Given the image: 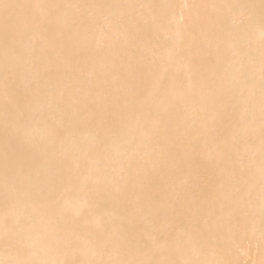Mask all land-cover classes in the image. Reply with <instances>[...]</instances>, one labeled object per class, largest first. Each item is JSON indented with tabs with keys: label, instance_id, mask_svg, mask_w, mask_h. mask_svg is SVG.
Here are the masks:
<instances>
[{
	"label": "bare ground",
	"instance_id": "bare-ground-1",
	"mask_svg": "<svg viewBox=\"0 0 264 264\" xmlns=\"http://www.w3.org/2000/svg\"><path fill=\"white\" fill-rule=\"evenodd\" d=\"M0 264H264V0H0Z\"/></svg>",
	"mask_w": 264,
	"mask_h": 264
},
{
	"label": "snow or ice",
	"instance_id": "snow-or-ice-1",
	"mask_svg": "<svg viewBox=\"0 0 264 264\" xmlns=\"http://www.w3.org/2000/svg\"><path fill=\"white\" fill-rule=\"evenodd\" d=\"M5 7H7V5H5Z\"/></svg>",
	"mask_w": 264,
	"mask_h": 264
}]
</instances>
